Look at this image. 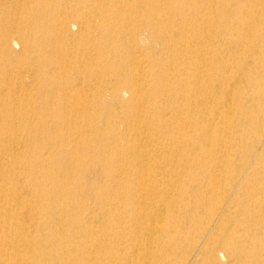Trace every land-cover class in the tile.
Masks as SVG:
<instances>
[{
	"label": "bare ground",
	"instance_id": "obj_1",
	"mask_svg": "<svg viewBox=\"0 0 264 264\" xmlns=\"http://www.w3.org/2000/svg\"><path fill=\"white\" fill-rule=\"evenodd\" d=\"M0 264H264V0H0Z\"/></svg>",
	"mask_w": 264,
	"mask_h": 264
},
{
	"label": "rangeland",
	"instance_id": "obj_2",
	"mask_svg": "<svg viewBox=\"0 0 264 264\" xmlns=\"http://www.w3.org/2000/svg\"><path fill=\"white\" fill-rule=\"evenodd\" d=\"M28 93H29V92H28ZM105 97H106V98H109V95H108V94H105Z\"/></svg>",
	"mask_w": 264,
	"mask_h": 264
}]
</instances>
